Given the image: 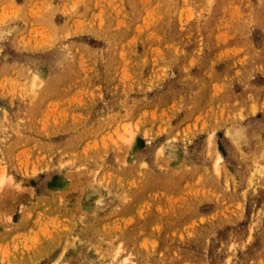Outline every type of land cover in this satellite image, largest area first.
I'll return each instance as SVG.
<instances>
[{
    "label": "rangeland",
    "instance_id": "374dc122",
    "mask_svg": "<svg viewBox=\"0 0 264 264\" xmlns=\"http://www.w3.org/2000/svg\"><path fill=\"white\" fill-rule=\"evenodd\" d=\"M0 264H264V0H0Z\"/></svg>",
    "mask_w": 264,
    "mask_h": 264
}]
</instances>
